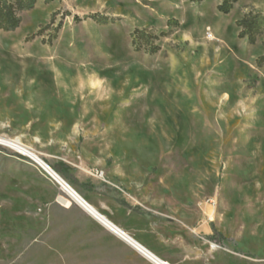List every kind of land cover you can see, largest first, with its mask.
I'll list each match as a JSON object with an SVG mask.
<instances>
[{"label": "rangeland", "instance_id": "rangeland-1", "mask_svg": "<svg viewBox=\"0 0 264 264\" xmlns=\"http://www.w3.org/2000/svg\"><path fill=\"white\" fill-rule=\"evenodd\" d=\"M222 2L36 0L0 31V140L141 240L154 217L137 201L169 179L215 211L208 253L264 264V32L250 44L237 26L264 0ZM108 232L0 145V264H147Z\"/></svg>", "mask_w": 264, "mask_h": 264}, {"label": "crops", "instance_id": "crops-1", "mask_svg": "<svg viewBox=\"0 0 264 264\" xmlns=\"http://www.w3.org/2000/svg\"><path fill=\"white\" fill-rule=\"evenodd\" d=\"M156 180L158 186L154 188L152 196L147 200L144 199L143 202L137 201L143 210L154 217V229L150 232L148 239L141 240L137 236L135 239L168 264L187 263L192 261L191 257L195 255L200 256L194 259L193 264H238V259L232 255L223 252H207L206 242L216 243L218 238L221 240L223 238L221 231L213 223L216 217L215 211H213L214 216L211 217L210 210L205 209L202 212L192 210L186 201L188 199L180 198L170 186L172 181L161 177ZM184 183L185 181L179 182L180 188L184 187ZM109 234L117 238L119 243L138 258L147 264H152L126 242Z\"/></svg>", "mask_w": 264, "mask_h": 264}, {"label": "bare ground", "instance_id": "bare-ground-1", "mask_svg": "<svg viewBox=\"0 0 264 264\" xmlns=\"http://www.w3.org/2000/svg\"><path fill=\"white\" fill-rule=\"evenodd\" d=\"M0 145L14 149L15 151L27 156L29 159L34 161L41 168L49 167L36 153L24 146L23 144L16 141H6L0 140ZM53 177H51L62 189V191L67 195V197L77 206H79L84 212L100 223L107 231L126 242L129 246L135 249L140 255L147 259L152 264H168L160 257L156 256L150 249H148L144 244L139 242L129 233L124 231L114 222L109 220L104 216L98 209H96L92 204H90L81 194H79L71 185H69L64 179L61 178L53 169H51ZM55 173V174H54ZM214 216V212H211V217Z\"/></svg>", "mask_w": 264, "mask_h": 264}, {"label": "trees", "instance_id": "trees-1", "mask_svg": "<svg viewBox=\"0 0 264 264\" xmlns=\"http://www.w3.org/2000/svg\"><path fill=\"white\" fill-rule=\"evenodd\" d=\"M236 2L237 0H223L219 11L224 14L230 13ZM35 4L36 0H0V31L13 32L17 30L22 23L19 13L33 9ZM237 26L240 29L239 38L247 39L250 44H255L264 32V15L249 13L238 22ZM259 61L264 64V57H261Z\"/></svg>", "mask_w": 264, "mask_h": 264}, {"label": "built area", "instance_id": "built-area-1", "mask_svg": "<svg viewBox=\"0 0 264 264\" xmlns=\"http://www.w3.org/2000/svg\"><path fill=\"white\" fill-rule=\"evenodd\" d=\"M42 169L48 174V176L54 178L53 173H51L52 170H51L50 167H47V168L42 167ZM52 172H53V171H52ZM54 174H55V173H54ZM54 179H55V178H54ZM212 247L217 248V245L212 244Z\"/></svg>", "mask_w": 264, "mask_h": 264}]
</instances>
